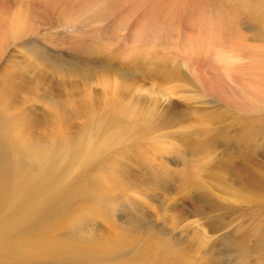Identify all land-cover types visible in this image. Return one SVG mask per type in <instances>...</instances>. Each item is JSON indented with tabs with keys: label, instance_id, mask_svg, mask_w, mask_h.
Returning <instances> with one entry per match:
<instances>
[{
	"label": "rangeland",
	"instance_id": "obj_1",
	"mask_svg": "<svg viewBox=\"0 0 264 264\" xmlns=\"http://www.w3.org/2000/svg\"><path fill=\"white\" fill-rule=\"evenodd\" d=\"M0 73L27 83L0 92L13 154L33 173L40 149L58 155L35 221L118 169L94 213L67 214L84 222L69 253L48 249L52 223L43 238L18 226L0 264H264V0H0ZM118 232L129 244L112 256Z\"/></svg>",
	"mask_w": 264,
	"mask_h": 264
},
{
	"label": "bare ground",
	"instance_id": "obj_2",
	"mask_svg": "<svg viewBox=\"0 0 264 264\" xmlns=\"http://www.w3.org/2000/svg\"><path fill=\"white\" fill-rule=\"evenodd\" d=\"M17 18L22 19L20 15ZM83 64L85 63L83 62ZM4 75H7V73H0V79L6 78ZM17 80L18 76H12L10 79H6L4 81L5 88H2L3 85H0V92L3 96L13 94L12 91L16 90L18 87L23 88V84H27L21 81L17 82ZM26 90L27 89H25V91ZM11 100L14 99L11 98ZM111 100L115 99L105 96L101 104L106 105L110 103ZM84 105L85 104L82 106ZM119 111L123 113L125 117L134 116L133 113L136 112L134 108H131V105H125L124 108ZM115 116L118 120L119 115L115 114ZM107 120L108 119L106 118H100V122L102 124H105ZM62 145L63 143H60L61 148ZM13 149L14 142L10 137V131L9 129H5L4 131V129L1 128L0 122V214H4V217L0 215V233L7 232L11 229L16 231L18 226H24L29 238H43L47 235V233H50L48 224V222H50L54 226L57 234L49 238L50 242L48 243V249L52 250V248H55L69 253L72 249V247H70L72 242V235L70 233H76V226H79V222L82 223L81 228H83L84 222L82 221L84 220L82 217L84 215L94 213L97 200L100 198V195L97 194L96 191L98 190L97 183H99V186L105 185V177L107 176V179H109L112 177V172L116 174L118 169L114 168L113 164L102 167L100 172L102 173V176L100 178L98 177L95 181L86 180V182L80 185L74 193L69 195V199L71 200L74 198L78 199L77 201H72L74 204L71 203L69 199L67 200V197L58 198L55 204L49 206L47 211L43 212V217H41L40 220L35 221L34 216L29 209L28 201L31 197L37 196L39 202L43 206L53 202V199L49 198L48 195L53 196L54 194L51 193L54 191L56 193L58 192V190L55 189L56 187H54L58 182V155L57 152L53 154L51 151L40 149L39 156L46 161L47 165H45L43 171L33 173L31 172V169H28V171L24 169L22 157L13 154ZM26 150L29 152V149L26 148ZM62 153L68 154L69 152ZM49 158L52 165L48 162ZM110 179H113V177ZM104 188L107 189L106 185ZM22 194L24 195V199L21 197ZM23 212L27 213L26 219L17 221L13 225L6 223L5 218L8 214L19 215ZM71 212L76 214L75 216H78V218L82 220H79L78 223H73L72 225H74V227H68L70 223L66 221L67 214ZM122 232H124V230ZM73 236L75 237V234ZM128 244L129 242L126 236H124L123 233L118 232L110 239V245L106 248V252L110 253L112 256H116L121 254V251L126 248ZM85 246L86 245L82 246L78 250V253L87 256V248ZM150 248H152V250H156L151 246ZM88 249L94 251L91 245ZM157 251L160 253L161 250Z\"/></svg>",
	"mask_w": 264,
	"mask_h": 264
}]
</instances>
